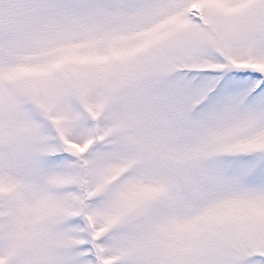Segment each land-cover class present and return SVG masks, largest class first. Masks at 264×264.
<instances>
[{"label": "snow or ice", "instance_id": "6c2138e0", "mask_svg": "<svg viewBox=\"0 0 264 264\" xmlns=\"http://www.w3.org/2000/svg\"><path fill=\"white\" fill-rule=\"evenodd\" d=\"M0 264H264V0H0Z\"/></svg>", "mask_w": 264, "mask_h": 264}]
</instances>
